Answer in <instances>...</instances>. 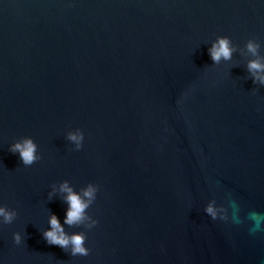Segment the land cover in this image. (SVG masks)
<instances>
[{
	"label": "water",
	"instance_id": "95a60500",
	"mask_svg": "<svg viewBox=\"0 0 264 264\" xmlns=\"http://www.w3.org/2000/svg\"><path fill=\"white\" fill-rule=\"evenodd\" d=\"M253 59L264 0H0V264H264ZM25 137L30 165L10 150ZM65 182L96 187L82 222L65 223ZM52 214L87 255L46 241Z\"/></svg>",
	"mask_w": 264,
	"mask_h": 264
},
{
	"label": "clouds",
	"instance_id": "9594fccd",
	"mask_svg": "<svg viewBox=\"0 0 264 264\" xmlns=\"http://www.w3.org/2000/svg\"><path fill=\"white\" fill-rule=\"evenodd\" d=\"M257 47L258 45L252 41H249L247 44L248 51L253 55L256 54ZM232 51L231 40L227 36L218 37L209 49L210 56L214 62H219L221 58L225 60L230 59ZM248 69L253 73L255 79L264 83V62H261L259 59L250 60L248 63ZM69 139L74 141L77 147H80L83 141V133L80 130H76L75 132L69 133ZM10 150L13 153L18 152L21 161L25 165L32 164L38 158L36 154V144L31 137H25L22 140L16 141L11 145ZM61 191L66 193L65 199L69 205L66 210L65 223L71 225L73 223L82 222L86 219L85 209L94 199L96 187L89 184L87 188L83 190L81 195L80 193L75 192L72 187L65 182L61 185ZM206 211L215 217L216 211L211 204H209ZM0 216H2L5 221H10L13 213L5 207L0 206ZM250 217L255 221L254 227L251 231L259 230L261 224L264 223V215L252 212L250 213ZM49 223L51 225L50 229L43 233L48 243L58 244L65 248L71 245L73 255L88 254V249L84 246V235L82 233H74L71 236L67 235L55 214L50 216ZM14 239L16 243L20 242V236L18 234Z\"/></svg>",
	"mask_w": 264,
	"mask_h": 264
}]
</instances>
